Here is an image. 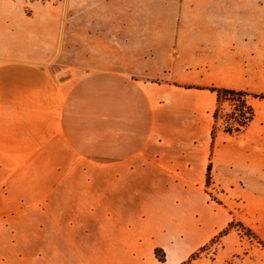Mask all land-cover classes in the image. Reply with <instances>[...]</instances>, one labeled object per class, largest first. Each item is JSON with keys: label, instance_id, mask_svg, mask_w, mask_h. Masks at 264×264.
<instances>
[{"label": "crops", "instance_id": "obj_1", "mask_svg": "<svg viewBox=\"0 0 264 264\" xmlns=\"http://www.w3.org/2000/svg\"><path fill=\"white\" fill-rule=\"evenodd\" d=\"M78 9L66 3L56 49L0 35L10 42L0 48V264H183L226 226L194 189L212 140V89L264 94L145 80L139 72L153 69L138 58L146 41L179 39L183 23H207L211 54H229L246 39L247 0H79ZM253 13L262 24V2ZM73 36L77 51H65ZM239 69L226 76L253 80L254 66ZM63 73L72 76L59 82ZM248 101L254 119L240 135L218 136L217 169L261 185L264 198V99ZM134 174L146 180L142 196L116 186ZM167 247L171 260L161 262L155 250Z\"/></svg>", "mask_w": 264, "mask_h": 264}, {"label": "rangeland", "instance_id": "obj_2", "mask_svg": "<svg viewBox=\"0 0 264 264\" xmlns=\"http://www.w3.org/2000/svg\"><path fill=\"white\" fill-rule=\"evenodd\" d=\"M71 1H75L76 10L73 12L77 14L79 0H0V35L14 33L24 42L34 44L38 41L45 42L47 43L44 45L45 48H49V44L51 49L52 44L55 43L56 49L59 44L57 38L61 31V21L64 20V15L66 17L72 13L67 11L65 14L66 3H71ZM260 2L263 7L262 24L258 21L256 24L253 12L256 6L258 8ZM248 3L251 4L248 5ZM247 8L246 17L240 18L241 22H244L246 32V39L239 42L242 47L241 51L236 46L239 43L232 44V41H226L230 46L232 44L231 52L221 57L213 56L209 49L212 40L208 38L207 23H191L188 30L185 28L186 23H183L179 39L146 41L148 45L146 58H138L139 68H142V62L145 61L146 67L153 70L149 73L140 71L139 74L145 80L160 79L166 82L174 80L181 86L215 84L222 88L242 86L241 90L249 86L251 92L264 94V0H247ZM255 29L262 32V38H255ZM190 30L195 32L194 36L188 35ZM177 32H179L178 29ZM73 33L77 37L78 32L73 31ZM47 36L52 37V40L47 39ZM65 42V51H68L69 47H74L75 50L78 47V40L74 39V36L73 40H65ZM9 43V40L1 38L0 48L8 47ZM124 43L125 41H119L120 46ZM154 43L161 44V54L156 50ZM149 46L151 48L148 50ZM258 46L260 49L256 48ZM23 47L25 48L26 45ZM243 50L244 52L240 53ZM153 51L156 53H152ZM220 60L221 62H218ZM252 66L255 68L253 80L249 77L239 82L235 77L226 76L225 70L237 69L240 71L239 68L242 70L244 68L249 71ZM133 69L136 72L139 70L137 66ZM169 70L174 71L173 76L170 75ZM223 109L225 112L232 113L235 105L225 103ZM227 122L228 120L226 121L225 118L220 120L219 127L225 126ZM223 134V132H219L215 141H209L207 156L203 161L205 164L204 173L201 175V181L195 184L194 189L198 194L196 197L198 202L206 203L212 212H215V215L224 213V222L221 225L226 226L218 231L206 245L195 251L194 255L186 259L184 264H264V198L258 196L256 191V187L260 188L261 185L245 181L238 183L219 175L217 161L220 140L217 138ZM248 154L250 156V153ZM193 155L195 154L193 153ZM210 165L211 172L208 171ZM197 169L198 167L194 169L196 175ZM137 175L129 176V183L126 185H116L119 187V191L135 193L136 196L146 194V180L142 182ZM144 176L146 178V171ZM119 202L125 209H131L130 205L125 204V201ZM217 225L215 224L216 228ZM137 249L141 250V255L146 252V246H140ZM173 252L174 248L167 247L166 249H156L155 255L161 262H166L171 260ZM82 255L85 257L84 259L90 261L91 254L89 252L85 251ZM104 260L102 259L100 264H105Z\"/></svg>", "mask_w": 264, "mask_h": 264}, {"label": "trees", "instance_id": "obj_3", "mask_svg": "<svg viewBox=\"0 0 264 264\" xmlns=\"http://www.w3.org/2000/svg\"><path fill=\"white\" fill-rule=\"evenodd\" d=\"M212 90L218 93V105L214 113L215 124L211 134L212 140L215 141L219 132H223L232 136L242 134L250 126L255 116V110L251 105L248 104V100L251 97L264 99V95H253L243 91L226 89ZM225 103L235 105V109L232 113L225 112L223 109ZM224 118L226 121L228 120V122L225 126L220 128L219 121ZM230 122L234 124L229 125L228 123ZM208 171L211 172V165L209 166ZM160 259L162 260L161 257Z\"/></svg>", "mask_w": 264, "mask_h": 264}, {"label": "water", "instance_id": "obj_4", "mask_svg": "<svg viewBox=\"0 0 264 264\" xmlns=\"http://www.w3.org/2000/svg\"><path fill=\"white\" fill-rule=\"evenodd\" d=\"M73 74V77H74V73H72ZM71 73H63V74H61V75H59L58 76V80H59V82H64V81H66V80H68L69 78H71Z\"/></svg>", "mask_w": 264, "mask_h": 264}]
</instances>
